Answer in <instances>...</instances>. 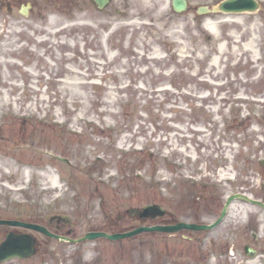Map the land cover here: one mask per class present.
Wrapping results in <instances>:
<instances>
[{"label": "rangeland", "instance_id": "obj_1", "mask_svg": "<svg viewBox=\"0 0 264 264\" xmlns=\"http://www.w3.org/2000/svg\"><path fill=\"white\" fill-rule=\"evenodd\" d=\"M66 1L22 24L0 10V219L63 215L78 238L150 225L126 210L152 203L158 223L206 224L232 193L264 202V0L256 16ZM11 230L29 232L0 225V241ZM31 232L36 254L0 264H264V209L242 200L204 231Z\"/></svg>", "mask_w": 264, "mask_h": 264}, {"label": "water", "instance_id": "obj_2", "mask_svg": "<svg viewBox=\"0 0 264 264\" xmlns=\"http://www.w3.org/2000/svg\"><path fill=\"white\" fill-rule=\"evenodd\" d=\"M98 8L104 7L108 0H94ZM186 0H172V7L176 12H181L186 9ZM256 8V2L254 0H224L219 4V9L224 12H239L244 10H254ZM207 9L200 8L199 12H206ZM234 200H243L248 203L260 206L264 208V203L251 198L248 195L242 194V193H234L229 195L225 203L222 207V210L220 212V215L217 217L215 221H213L210 224H195V223H188V222H177L174 224H168V225H161L156 224L152 226H138L131 230L124 231V232H116V233H105L100 231H90L85 233L82 237L77 239H70L67 237H60L54 234H51L48 232L44 227L30 224V223H24L17 220H0V224H7L10 226H22L26 227L32 230H36L39 232H42L50 237L55 238H61L66 241H70L73 243H78L84 240H93L96 238H106L110 241L123 239V238H129L136 234H139L141 232H163V233H175L177 231H180L182 229L187 230H195V231H201V230H209L217 226L225 217L227 210ZM164 209H162L157 204H147L141 209L138 208H131L127 210V213L130 215H137L140 219L145 218H156L159 216L164 215ZM58 220H62L65 222H69L68 219L62 218V217H56ZM34 253V239L29 234H15V233H8L5 236V240L0 243V262L4 261L6 259L17 257V258H25L29 257ZM247 253L251 254V250H247Z\"/></svg>", "mask_w": 264, "mask_h": 264}, {"label": "flooded vegetation", "instance_id": "obj_3", "mask_svg": "<svg viewBox=\"0 0 264 264\" xmlns=\"http://www.w3.org/2000/svg\"><path fill=\"white\" fill-rule=\"evenodd\" d=\"M40 1L44 3V6H62L66 4V0H0V10L2 13L3 21L9 24L10 22L15 24H22L27 19L47 18V10L44 8L41 10ZM258 2V1H257ZM22 21V22H21ZM48 219V228L52 231H58L61 226L56 221ZM12 231V230H11ZM9 232V231H8ZM38 242V241H37ZM37 246V243H36Z\"/></svg>", "mask_w": 264, "mask_h": 264}, {"label": "bare ground", "instance_id": "obj_4", "mask_svg": "<svg viewBox=\"0 0 264 264\" xmlns=\"http://www.w3.org/2000/svg\"><path fill=\"white\" fill-rule=\"evenodd\" d=\"M139 2V3H146V1L147 0H135V2ZM245 13H247V14H250V15H252V14H254L255 16H256V13H257V11H253V12H245ZM226 14H229V13H226ZM230 19H225V21L227 22V21H229ZM235 22H240L241 23V21H242V19L241 18H236L235 20H234ZM206 28L208 29V31H210L211 33H213V34H216L217 33V30H216V28H215V25L213 24V23H211V22H207L206 23ZM249 47H250V45H249ZM248 47V48H249ZM221 48V47H220ZM53 179V178H52ZM51 179V182L54 184V185H56V181L53 179L52 180ZM58 184V183H57Z\"/></svg>", "mask_w": 264, "mask_h": 264}]
</instances>
